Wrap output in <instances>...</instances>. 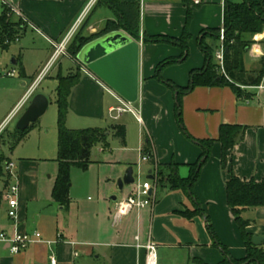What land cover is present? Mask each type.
<instances>
[{
    "label": "crops",
    "instance_id": "0c3cea01",
    "mask_svg": "<svg viewBox=\"0 0 264 264\" xmlns=\"http://www.w3.org/2000/svg\"><path fill=\"white\" fill-rule=\"evenodd\" d=\"M5 1L27 21L12 13L13 21L22 22V26L16 41L18 46L10 49L12 59L6 71L20 68L18 71L21 79L18 85L20 89L12 86L9 90L12 95H19V98L3 123L9 117L17 115L18 109H21L20 112L26 110L33 97L37 95L39 83L49 77L48 68L59 64L54 74L55 78L51 77L57 81V77L63 74L59 59L65 57L74 65L67 74L77 71L78 66L82 74L80 83L70 96V111L79 119L98 122L104 120L120 122L125 115H132L140 125V139L138 145L132 144L129 129L122 123L100 128L124 126L127 137L126 144L123 145L113 131L108 133L109 138L120 140L122 148L119 150L123 153L122 158L116 160L104 158L102 154L105 148L98 150L99 155H94L92 151V164L114 167L113 171L103 177V181L107 182L106 190L100 193L103 199L94 206L81 205L69 209L71 199L68 208L54 202L52 193L59 167L54 182L48 184L42 192L40 178L25 173V162L14 164L15 178L10 179L9 184L13 180L20 187L18 221L15 222L8 217V207L2 196L0 230L8 233L14 232L15 229L20 232L39 231L43 236V242L31 246L19 255H12L8 248L0 243V264H51L52 257L56 258L57 264H145L146 250L143 246L150 241L156 243L158 247V264H195L196 259L206 264H219L224 260V254L214 245L208 231V219L219 242L228 249L230 256L239 261L244 260L247 256L246 246L227 202L226 183L231 173L243 182L252 180L264 182V79L260 86L244 87L246 98L242 99H239L229 87H200L184 97L183 122L188 133L196 140L216 141L221 125L246 127L243 141L231 152L232 164L227 171L222 167L221 145L217 141L214 143L210 159L203 166L200 178L194 186V199L157 182V165L173 162L180 165V177L187 178L190 174L189 166L198 161L202 149L178 130L175 96L154 79L158 65L167 59L175 58L179 60L178 63L168 66L170 68L165 70L163 79L186 87L183 83L190 81L191 72L202 69L205 65V55L199 48L202 32L222 30L226 3L228 1L242 3L244 0H190L192 39L189 56L194 59L191 58L188 64H182L187 59H180L181 49H167L168 47L159 46L160 44H150L151 49L166 48L168 55L163 50L164 54L155 60L146 58L142 60V49L145 45L141 42L140 104L138 107L133 106L134 113H125L118 120H114L110 115L111 108L121 106L118 98L92 76L93 74L86 73V67L77 60L69 55L55 57V45H59L66 38H70L71 42L84 25H87L85 28L87 35L96 34L102 28L91 24L90 19L98 0ZM123 1L141 5L142 38L143 36L181 38L189 10L183 0ZM3 7L5 6L0 0V13ZM108 20L117 19L114 15ZM254 42L245 56L247 71L256 70L264 60V32L255 36ZM208 43L214 45L215 41L209 38ZM32 57L37 60L35 65L31 62ZM43 73L44 78H40ZM177 82H181V85ZM38 128L39 126L33 130ZM142 128L146 130V137ZM147 138L151 139V158L154 161L150 159L144 162L148 168L145 182H150L153 187L154 204L141 211H133L120 224H116L114 221L116 202L113 198L118 197V200H122L133 193L132 190H127L131 187L128 186L124 188L123 195H120L117 182L125 176L129 167L135 166L134 162L139 161L138 148L141 146L145 149ZM161 140L166 141L164 143L166 149L161 145ZM8 160L9 163H13L11 159ZM105 196H111L110 200L107 201ZM119 196H122V199ZM196 203H200L203 214L192 220L185 218L182 214L186 210L194 211ZM244 218L250 221L248 232L263 238L259 247L264 250V206L246 211ZM138 245L142 247L138 248ZM178 251L184 254H178Z\"/></svg>",
    "mask_w": 264,
    "mask_h": 264
},
{
    "label": "trees",
    "instance_id": "16d2710c",
    "mask_svg": "<svg viewBox=\"0 0 264 264\" xmlns=\"http://www.w3.org/2000/svg\"><path fill=\"white\" fill-rule=\"evenodd\" d=\"M188 5V14L185 28L181 38L164 36L147 37L143 36V44H169L182 51L181 60H186L190 54V25L192 22L191 1L183 0ZM105 7L113 12L116 21L108 20L101 32L93 35L85 33L84 25L73 37L67 46L68 55L74 60L77 59L80 51L92 41L109 33L123 31L140 42L141 39V5L139 3H127L123 0H98L94 10ZM22 22L13 21V14L10 9L3 7L0 13V48L7 50L21 32ZM224 45H225V74H222L218 66L215 53L220 47L221 29H213L202 32L199 39V48L205 55V65L202 69L194 70L190 74L189 85L180 87L173 82L165 81L161 75L163 69L172 64L178 63V59L171 58L161 62L154 76V79L167 87L175 96L176 121L182 133L192 142L197 143L202 149L198 161L189 166L190 174L187 178H181L179 167L173 162L168 165H158L157 182L161 186H167L172 191H181L190 199L195 198L194 186L200 178L203 166L209 161L212 147L217 141L222 148V167L227 171L232 164L231 152L235 146L243 141L246 127L238 125H221L219 137L215 140H196L187 131L183 122V99L195 89L223 88L229 87L239 99L246 98L244 87L260 86L264 79V60L260 62L256 70L247 71L245 67V56L255 43V36L264 32V0L255 2L244 0L242 3L228 1L225 6L224 17ZM213 38L214 45L208 43ZM217 45V46H216ZM82 78L81 70L70 72L67 75L57 77L56 105L58 109V176L53 189L52 197L55 203L64 208L70 205V172L73 167L86 172L92 164V151L98 145L109 146V135L114 132L115 137L120 139L123 145L126 144V128L124 126H113L111 129L90 128L82 130H71L66 126V119L69 110V100L73 89L80 83ZM249 98L250 95H247ZM36 123L25 131L15 129L12 136L13 149H15L29 134ZM143 153L151 157V139L147 138ZM152 159V158H151ZM9 160L0 157V207L5 188L9 185L10 175L5 171ZM227 202L231 208L235 222L240 230L242 239L246 246L247 256L244 260H236L230 256L228 249L223 246L210 224L208 219V231L214 245L224 254V260L219 264H264V250L252 244L253 235L248 232L250 221L244 218L248 210H255L264 206V182L258 183L254 180L243 182L232 173L226 183ZM194 211L186 210L185 218L192 220L203 214L200 203H196ZM195 264H206L202 260H194Z\"/></svg>",
    "mask_w": 264,
    "mask_h": 264
},
{
    "label": "rangeland",
    "instance_id": "374dc122",
    "mask_svg": "<svg viewBox=\"0 0 264 264\" xmlns=\"http://www.w3.org/2000/svg\"><path fill=\"white\" fill-rule=\"evenodd\" d=\"M114 17V14L111 10L105 7H101L96 9L91 16V24L98 25L102 27L97 33L101 32L104 28L105 23L108 19ZM96 33V34H97ZM142 38V36H141ZM143 42V39H140ZM17 42H13L7 50H2L0 48V157H5L7 159H11L14 164H18L20 162H25V173L27 175H35L40 179V189H46L48 184L54 182L57 174V163L55 160L57 158V142H58V109L56 105V87L57 81L56 79H52L51 77L55 78V71L57 70V66L52 65L48 68L47 74L49 77L45 78L39 83L38 89L36 91L37 94H43L49 99V107L44 116L40 118L38 122H36L35 127L39 128L37 130L31 129L27 137L18 145L15 149L12 150V146L14 144L12 136L15 133V127L17 124L18 119L24 113L25 110L20 112L21 109H18V114L14 115L12 118H8L4 123V119L7 117L9 112L11 111L13 105L15 104L16 100L19 98V95L15 94L12 95L10 93L11 87H16L20 89L19 80L21 79L19 75L20 68H15L16 75L14 78L6 77L5 73L7 72V66L10 63L12 57L10 56V49L14 48L17 45ZM159 46L174 48L177 47L168 45V44H160ZM152 45L146 44L142 49V60L146 58V60H155L157 57L164 54L163 50L167 54L166 48H156L151 49ZM53 51V50H52ZM31 57V56H29ZM192 56L183 62L182 64H188L191 60ZM194 57L192 58V60ZM32 64L35 65L37 60L32 57L31 60ZM59 63L62 64V72L63 74H67L71 69L74 68V65L66 59L65 57H60ZM181 64V65H182ZM55 66V67H54ZM170 67H165L161 73L162 77L164 78V72L166 69ZM42 69V68H41ZM19 70V71H18ZM165 79V78H164ZM167 80V79H166ZM181 85V82H177ZM184 86L189 85V81ZM164 86V85H163ZM167 90V87L164 86ZM140 101L136 104H133L134 107H138ZM77 115L74 112H71L70 109L68 110V115L66 119V126L69 129L73 130H82V129H89V128H105L109 127L112 124H124L127 125L130 140L132 144L138 145L139 142V132H140V125H138L137 121L132 117V115H125L123 120L120 122H113L110 120H104L103 122L92 121L90 119H79L76 117ZM90 120V121H89ZM140 124V123H139ZM177 125V122H176ZM41 127V128H40ZM143 127V126H141ZM178 130L181 132L180 128L177 125ZM143 130V135L146 137V130ZM41 132V133H40ZM157 137V136H156ZM159 137V136H158ZM163 138V137H162ZM157 139V138H156ZM129 142V139H127ZM162 141V140H161ZM109 146L103 147L98 145L93 149L94 155H99L98 150L104 149V153L102 156L107 157L111 160H116L117 158L121 157L123 153L119 149L122 148L120 140L111 137L108 140ZM166 142V141H165ZM164 141L161 142V145L165 147ZM42 145V147H40ZM141 146L138 148L139 154V161L134 162L135 174L138 175V169L141 168V182H145L148 168L146 163L141 161ZM42 155V156H39ZM147 155V154H146ZM39 157H45L40 159ZM122 158V157H121ZM151 161H154L152 158ZM153 163V162H151ZM168 165V164H167ZM158 166V165H157ZM158 167L156 168V170ZM114 170V167L101 165V164H92L90 165L89 169L84 172L78 168L73 167L70 172L71 178V188H70V199H71V207L69 209L77 208V206L81 205H90L94 206L103 198L100 196L102 191L105 192L106 184L103 181V177L109 174L111 171ZM51 177V178H50ZM127 190L135 191L134 187H128ZM122 199V196H119ZM111 196H105V199L109 201ZM178 254H184L182 251H178Z\"/></svg>",
    "mask_w": 264,
    "mask_h": 264
},
{
    "label": "water",
    "instance_id": "95a60500",
    "mask_svg": "<svg viewBox=\"0 0 264 264\" xmlns=\"http://www.w3.org/2000/svg\"><path fill=\"white\" fill-rule=\"evenodd\" d=\"M141 44V41L134 40L123 31L112 32L86 45L76 60L124 101L133 105L140 99ZM48 107L49 99L45 95H35L15 128L19 131L29 129L44 116ZM134 184V168L131 166L125 176L118 180L117 190L123 195L124 188ZM117 200L118 197L113 198L114 202ZM262 241L263 238L258 236L252 238V244L256 247Z\"/></svg>",
    "mask_w": 264,
    "mask_h": 264
},
{
    "label": "built area",
    "instance_id": "2783aa9c",
    "mask_svg": "<svg viewBox=\"0 0 264 264\" xmlns=\"http://www.w3.org/2000/svg\"><path fill=\"white\" fill-rule=\"evenodd\" d=\"M1 4L8 9L11 10L12 13L17 14L23 20H26L20 12L16 11L11 7V5L6 2L5 0H1ZM27 21V20H26ZM224 29L221 30V37H220V47L215 53V59L220 67L222 74H225V45H224ZM143 39V38H141ZM18 41V38L15 42ZM70 42V38H66L62 43L59 45H55V57L58 58L60 56H66L67 53V46ZM142 42V41H141ZM264 54V50H263ZM85 72L91 74L87 69ZM1 75V73H0ZM16 75L15 70H11L5 73L6 77H14ZM94 76V75H92ZM95 77V76H94ZM40 78H44V73L40 76ZM97 78V77H96ZM98 79V78H97ZM99 80V79H98ZM100 81V80H99ZM101 82V81H100ZM104 84V83H103ZM104 86L107 90L115 95L121 106L111 108L110 115L111 118L114 120H118L123 114L125 113H134L133 105L124 101L121 97H119L114 91L108 88L105 84ZM139 121L141 118L139 117ZM151 159L150 156L143 153V149L141 148V161L147 162ZM14 163H8L5 167V171L10 175V179L15 178L14 176ZM135 184L133 185L135 191L129 195L128 197L118 200L115 203V213H114V221L116 224H120V222L130 215L133 211H141L148 207H152L154 204V194H153V187L150 182H141V168L138 169V175H134ZM3 201L6 203L8 210L7 214L8 217L17 222L19 209H20V187L16 181H11V183L7 186L3 194ZM139 240V238H137ZM43 242V236L39 231H32V232H20L18 229H15L14 232L8 233L6 231L0 230V243L5 245L12 255H19L29 249L31 246ZM142 246L138 245V248ZM146 250V260L145 264H158V247L156 243L150 241L146 246H143ZM51 264H57V260L55 257L51 258Z\"/></svg>",
    "mask_w": 264,
    "mask_h": 264
}]
</instances>
